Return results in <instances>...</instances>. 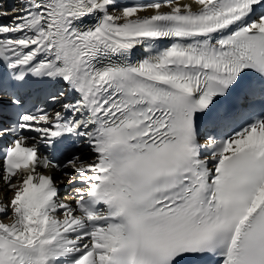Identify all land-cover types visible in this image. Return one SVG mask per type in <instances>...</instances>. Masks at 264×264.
Listing matches in <instances>:
<instances>
[{"label":"snow or ice","instance_id":"1","mask_svg":"<svg viewBox=\"0 0 264 264\" xmlns=\"http://www.w3.org/2000/svg\"><path fill=\"white\" fill-rule=\"evenodd\" d=\"M0 180V264H264V0L0 2Z\"/></svg>","mask_w":264,"mask_h":264},{"label":"bare ground","instance_id":"2","mask_svg":"<svg viewBox=\"0 0 264 264\" xmlns=\"http://www.w3.org/2000/svg\"><path fill=\"white\" fill-rule=\"evenodd\" d=\"M1 192V191H0Z\"/></svg>","mask_w":264,"mask_h":264}]
</instances>
